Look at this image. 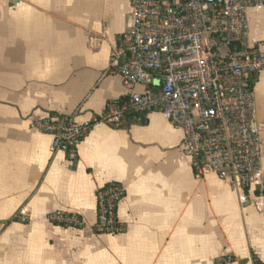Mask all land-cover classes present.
I'll use <instances>...</instances> for the list:
<instances>
[{
  "label": "crops",
  "instance_id": "obj_1",
  "mask_svg": "<svg viewBox=\"0 0 264 264\" xmlns=\"http://www.w3.org/2000/svg\"><path fill=\"white\" fill-rule=\"evenodd\" d=\"M131 15L127 0H0V264H264V197L196 179L160 113L93 125L75 162L31 127L46 115L87 123L126 100L111 58ZM248 25L264 52V6ZM254 92L264 174V72ZM111 182L125 192L119 235L95 230L97 191ZM55 212L81 226L52 224Z\"/></svg>",
  "mask_w": 264,
  "mask_h": 264
},
{
  "label": "built area",
  "instance_id": "obj_2",
  "mask_svg": "<svg viewBox=\"0 0 264 264\" xmlns=\"http://www.w3.org/2000/svg\"><path fill=\"white\" fill-rule=\"evenodd\" d=\"M131 27L111 58L126 100L105 107L87 123L46 115L31 127L50 136L51 150L70 162L93 125L119 127L127 116L160 113L182 134L180 150L196 179L214 174L246 196L264 197L263 126L251 81L264 72V52L249 44L248 11L264 0H127ZM143 86L142 92L135 90ZM125 195L111 182L96 195L98 233L119 235L117 208ZM21 207L13 220L27 222ZM52 224L81 226L75 214L52 213ZM231 258L214 264H227Z\"/></svg>",
  "mask_w": 264,
  "mask_h": 264
},
{
  "label": "trees",
  "instance_id": "obj_3",
  "mask_svg": "<svg viewBox=\"0 0 264 264\" xmlns=\"http://www.w3.org/2000/svg\"><path fill=\"white\" fill-rule=\"evenodd\" d=\"M255 79L253 78V80L251 81L252 85L254 86L255 84ZM124 102V101H122ZM144 116L143 115H133V114H130L129 116H127L126 118V122L122 125H120L119 127H126L128 125H131V124H145L144 120H143ZM103 188H101L100 190L97 191L100 192L101 190H103Z\"/></svg>",
  "mask_w": 264,
  "mask_h": 264
}]
</instances>
